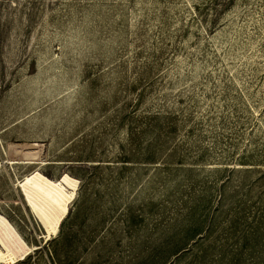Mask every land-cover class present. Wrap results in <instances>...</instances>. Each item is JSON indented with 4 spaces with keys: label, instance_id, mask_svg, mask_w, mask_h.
<instances>
[{
    "label": "rangeland",
    "instance_id": "1",
    "mask_svg": "<svg viewBox=\"0 0 264 264\" xmlns=\"http://www.w3.org/2000/svg\"><path fill=\"white\" fill-rule=\"evenodd\" d=\"M0 138L16 264H264V0H0Z\"/></svg>",
    "mask_w": 264,
    "mask_h": 264
},
{
    "label": "bare ground",
    "instance_id": "2",
    "mask_svg": "<svg viewBox=\"0 0 264 264\" xmlns=\"http://www.w3.org/2000/svg\"><path fill=\"white\" fill-rule=\"evenodd\" d=\"M0 150L5 151L1 138ZM3 163L11 166L34 164L25 161H0V167ZM15 186L21 192L29 211L41 222L45 232L44 238L55 235L74 200L76 179L68 174L53 179L47 178L34 165L29 172L20 177L16 176ZM30 252L31 246L26 244L20 233L0 213V264H16L19 260L26 259Z\"/></svg>",
    "mask_w": 264,
    "mask_h": 264
}]
</instances>
